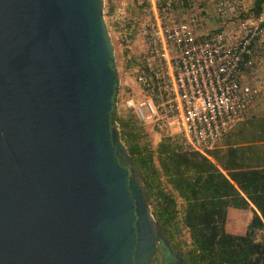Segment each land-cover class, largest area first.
<instances>
[{
  "label": "water",
  "instance_id": "water-1",
  "mask_svg": "<svg viewBox=\"0 0 264 264\" xmlns=\"http://www.w3.org/2000/svg\"><path fill=\"white\" fill-rule=\"evenodd\" d=\"M104 0H0V264H149L162 237L111 121Z\"/></svg>",
  "mask_w": 264,
  "mask_h": 264
},
{
  "label": "built area",
  "instance_id": "built-area-1",
  "mask_svg": "<svg viewBox=\"0 0 264 264\" xmlns=\"http://www.w3.org/2000/svg\"><path fill=\"white\" fill-rule=\"evenodd\" d=\"M174 0H137L149 13L146 47L133 71V85L116 110H131L155 149L167 139L177 151L208 156L247 111L259 89L245 80L255 53L264 52V7L243 19L237 32L207 28L196 14L169 18ZM119 33L130 47L134 21ZM119 129V123L115 122ZM264 241L263 225L254 231Z\"/></svg>",
  "mask_w": 264,
  "mask_h": 264
},
{
  "label": "trees",
  "instance_id": "trees-1",
  "mask_svg": "<svg viewBox=\"0 0 264 264\" xmlns=\"http://www.w3.org/2000/svg\"><path fill=\"white\" fill-rule=\"evenodd\" d=\"M178 4L173 1L174 9ZM263 7L264 0H254L253 16ZM111 121L123 126L121 138L140 168L154 217L170 239L174 232L169 227H178L175 193L182 199L180 223L190 237L186 256L191 264H264V241L253 238L264 220V161L246 160L241 154L254 146L230 148L222 158L214 157L215 164L198 152H179L162 139L155 149L156 165L152 149L142 141L138 119L121 117L114 109ZM229 208L250 211L244 233L227 230Z\"/></svg>",
  "mask_w": 264,
  "mask_h": 264
},
{
  "label": "rangeland",
  "instance_id": "rangeland-1",
  "mask_svg": "<svg viewBox=\"0 0 264 264\" xmlns=\"http://www.w3.org/2000/svg\"><path fill=\"white\" fill-rule=\"evenodd\" d=\"M177 1V0H174ZM178 0V8H171L170 14L166 17L173 18L178 15L196 13L207 28L226 27L230 31L237 32L239 24L243 19L253 17L251 11L254 0ZM103 13L107 24L108 32L114 44L115 64L118 69L120 83L118 89L123 91L121 98L124 99L126 92L131 89L133 84L134 67L141 59L145 50V36L147 32V23L149 13L145 12L142 5L137 0H104ZM257 16V15H256ZM134 21L131 32L130 47H125L119 31L123 27H128ZM248 76H252L256 81L254 84L264 86V52L255 53L253 69H250ZM261 82V83H260ZM257 85V86H258ZM264 97V88L258 92ZM264 102V99H263ZM121 117H133L137 119L131 110H122L119 114ZM119 131L123 126L119 121ZM116 126V125H115ZM142 141L151 145V138L144 133L142 127ZM122 139V138H121ZM123 141V139H122ZM157 165V162H155ZM170 189V187H169ZM178 209V227L171 229L174 232L173 239L176 243L180 242V248L186 253L190 248V237L187 230L180 223L182 217V199L175 193ZM245 226H241L238 232H245Z\"/></svg>",
  "mask_w": 264,
  "mask_h": 264
},
{
  "label": "crops",
  "instance_id": "crops-1",
  "mask_svg": "<svg viewBox=\"0 0 264 264\" xmlns=\"http://www.w3.org/2000/svg\"><path fill=\"white\" fill-rule=\"evenodd\" d=\"M253 69V68H252ZM250 69L246 70L245 80L256 82L252 76H248ZM253 83V84H254ZM261 83V82H260ZM256 85V84H254ZM258 85V84H257ZM256 85V86H257ZM259 92L264 86L258 85ZM121 91V90H120ZM258 95V94H257ZM264 97L260 94L250 103L242 118L236 122L234 127L223 136L216 147L209 151L208 158L214 162V157L222 158L230 148L241 149L244 146H254L253 149H245L241 154L246 160L264 161ZM251 216L250 211L244 209L229 208L227 211L226 228L229 232H238L241 226H245Z\"/></svg>",
  "mask_w": 264,
  "mask_h": 264
},
{
  "label": "flooded vegetation",
  "instance_id": "flooded-vegetation-1",
  "mask_svg": "<svg viewBox=\"0 0 264 264\" xmlns=\"http://www.w3.org/2000/svg\"><path fill=\"white\" fill-rule=\"evenodd\" d=\"M124 167L128 170L129 176L142 175L140 168L134 160H124ZM143 181V178H142ZM144 185V184H143ZM149 264H191L186 253L177 243L167 236L166 231H162V237L156 244V252L152 256Z\"/></svg>",
  "mask_w": 264,
  "mask_h": 264
}]
</instances>
